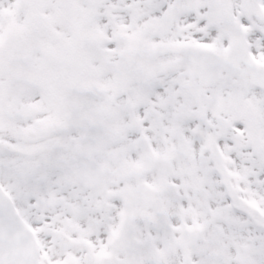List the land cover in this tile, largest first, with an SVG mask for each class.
I'll use <instances>...</instances> for the list:
<instances>
[{
  "label": "snow or ice",
  "instance_id": "1",
  "mask_svg": "<svg viewBox=\"0 0 264 264\" xmlns=\"http://www.w3.org/2000/svg\"><path fill=\"white\" fill-rule=\"evenodd\" d=\"M0 264H264V0H0Z\"/></svg>",
  "mask_w": 264,
  "mask_h": 264
}]
</instances>
